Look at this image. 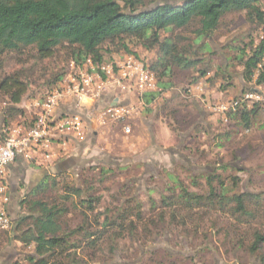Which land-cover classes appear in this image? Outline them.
Here are the masks:
<instances>
[{
    "label": "rangeland",
    "instance_id": "obj_1",
    "mask_svg": "<svg viewBox=\"0 0 264 264\" xmlns=\"http://www.w3.org/2000/svg\"><path fill=\"white\" fill-rule=\"evenodd\" d=\"M144 1L153 4L181 0ZM262 5L264 10V1ZM161 36L162 40L184 38L182 46L195 38L192 29L166 31ZM263 41L264 24L249 23L245 13L229 14L199 44L206 45L199 56L202 63L187 70L174 67L172 76L164 78L170 83L169 89L159 88L161 93L150 104L145 105L134 91L121 94L118 89L108 87L109 101L121 97L133 107L134 113L125 123L100 122L99 113L108 103L82 106L81 112L89 119L87 125H91L88 140L80 141L85 144L84 156L72 159L62 172L50 169L47 173L49 167H35L22 172L23 180L7 177L11 187L18 190L14 197L11 190L15 206L9 230L27 215L21 203L32 198L31 192L48 177L50 185H57L40 198L50 204L62 201L67 194L63 183L68 181L83 189L85 200L89 196L86 183L93 185L92 196L99 200L94 214H108L110 220H118L128 205L137 204L141 210L138 216L129 217L124 229L115 228L110 239L99 242L98 249L88 250L85 239L73 235L71 241L83 242L84 246L77 251L79 264H264V243L255 254L250 251L255 234L264 237V198L259 208L252 206V217L243 221L207 207L165 205L177 200L183 190L207 194L209 178H214L215 188L223 181L231 196L253 193L264 197V106L250 128L218 111L222 104L240 99L250 88L263 86L257 85L256 77L248 81L244 67L236 59L240 49L255 48ZM126 47L120 43L106 45L105 62L99 67H110L117 76L120 66L129 59L145 68L158 60L157 50L147 51L131 44V48ZM73 63L67 46L47 60H40L34 50L1 56L0 82L12 76L27 87L17 105L0 93L3 111L10 106L15 109L9 121L28 127L26 123L34 119L33 101L44 100L59 90L62 81L72 73ZM205 71L207 75L202 76ZM2 122L0 118V125ZM125 126L130 127L129 133L124 132ZM72 199L79 205V197ZM60 207L69 210L61 220L67 234L80 226L90 231L98 228L95 215L85 205L76 208L69 202ZM115 230L121 232V237L113 236ZM112 246L116 247L114 252ZM0 247V264L16 262L20 256L34 251L33 246H24L16 240Z\"/></svg>",
    "mask_w": 264,
    "mask_h": 264
},
{
    "label": "trees",
    "instance_id": "obj_2",
    "mask_svg": "<svg viewBox=\"0 0 264 264\" xmlns=\"http://www.w3.org/2000/svg\"><path fill=\"white\" fill-rule=\"evenodd\" d=\"M263 1L181 0L177 3L147 4L144 0H0V57L34 50L40 60H47L59 48L67 46L77 65L81 66L91 60L99 67L105 62L106 52L103 49L106 45L120 43L129 49L131 44L147 51L157 50V62L147 68L159 77V88L167 90L170 83L164 81V78L172 76L174 67L187 70L202 63L199 56L206 45L199 44L219 28L227 15L245 13L249 23L263 25ZM189 29H192L195 38L186 46H182L184 38L181 37L162 40L163 32ZM248 47L240 49V56L236 59L244 67V75L248 81L256 77L257 85H263L264 41L255 48ZM207 73L208 71L202 72V76ZM58 80L61 82L62 78L59 77ZM26 91V85L16 77L9 76L0 82V93L9 97L11 104H19ZM160 93L158 91L144 96V104H150ZM259 109L261 107L251 110L242 108L235 113H228L226 117L250 128L253 119L260 113ZM14 112L15 109L11 106L5 110L3 121L7 126L18 125L9 121ZM34 121L35 119L26 125L30 127ZM63 184L67 194L62 197V201L50 204L40 197L48 195L57 184L50 185L48 177L44 178L31 192L32 198L21 203L27 209V215L15 222L13 230H0V246L16 240L24 246L34 247L32 253L24 254L20 256V260L8 264H62L65 261L66 264H79L77 251L84 246L83 242H72L73 235H81L88 250L98 249L99 242L110 239L115 228L124 229L129 217L138 216L141 212L137 204L135 207L128 205L118 220H110L108 214H94L99 200L92 196V184L86 183L85 189L89 193L86 200L83 189L72 186L68 181ZM207 184V194H193L183 190L177 200L173 199L170 204L165 202V205L174 203L182 204L184 208L207 207L243 221L252 217V206L259 208L263 202V194L242 193L231 196L223 181H220L219 187H214V178H209ZM194 185L198 186L196 182ZM73 196L81 199L79 205L72 202ZM69 202L76 208L85 205L87 211L95 215L94 221L98 228L90 231L80 226L67 234L61 220L69 210L60 205ZM117 231L113 233L116 238L121 233ZM263 243L264 237L256 233L250 251L255 254ZM115 248L112 246L113 252Z\"/></svg>",
    "mask_w": 264,
    "mask_h": 264
},
{
    "label": "built area",
    "instance_id": "obj_3",
    "mask_svg": "<svg viewBox=\"0 0 264 264\" xmlns=\"http://www.w3.org/2000/svg\"><path fill=\"white\" fill-rule=\"evenodd\" d=\"M85 64L78 66L73 63L72 73L62 81L59 90L49 94L44 100L33 101L31 108L35 121L30 127L23 124L10 127L4 121L1 123L0 230H9L13 225L9 210L12 187L7 182L8 170L12 164L21 159L33 167L48 168L58 157L56 148L61 151L67 149L70 139L84 141L88 125L80 108L86 104L105 103L110 86L111 89L121 91V94L134 91L142 99L147 94L159 91L155 74L133 59L120 66L117 76L110 67H97L91 60ZM84 65L86 70L82 69ZM68 103L74 105L72 112L61 114L59 108ZM107 103L98 116L101 123H125L134 113L133 107L125 104L121 97H113ZM263 106L264 84L230 104H222L218 111L226 117L228 113H235L242 108L251 110ZM5 114L0 107V118L3 119ZM123 130L125 133L131 131L129 126H125Z\"/></svg>",
    "mask_w": 264,
    "mask_h": 264
},
{
    "label": "crops",
    "instance_id": "obj_4",
    "mask_svg": "<svg viewBox=\"0 0 264 264\" xmlns=\"http://www.w3.org/2000/svg\"><path fill=\"white\" fill-rule=\"evenodd\" d=\"M110 93V94H109ZM108 95L105 97V103L107 104V102H109V95H111V92H109ZM113 94V93H112ZM133 95V94H132ZM128 96V95H127ZM133 97V96H132ZM126 100V99H125ZM104 104H101V106H103ZM74 108V105H63L62 107L59 108V111L61 114L69 112L71 113L72 110ZM97 112H94V118L96 117ZM87 120L88 117H86ZM91 125H88V128ZM89 132V130H88ZM90 134H87V139L88 140ZM85 144L83 142L74 140V139H70L68 141V147L65 150H62L60 148H56V152L58 153V157L55 160V163L52 164V166H50L48 169L45 170V172H50L52 169H57L59 172L65 171L67 167L70 166V163L72 161V159H77L81 156H84L86 154V149H84ZM32 168L34 169L35 167H32L31 165L25 163L23 160L19 159L17 160L14 164H12L9 167L8 170V180L10 179H14L17 180V178H19V180H23V178H25L23 176L22 172H29L30 170H32ZM37 169H44V168H37ZM51 169V170H50ZM23 183V182H22ZM17 189L15 187H12V196H16L17 194ZM13 200V199H12ZM10 205V204H9ZM14 201L11 202V207H9L10 213H14Z\"/></svg>",
    "mask_w": 264,
    "mask_h": 264
}]
</instances>
